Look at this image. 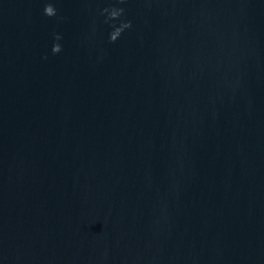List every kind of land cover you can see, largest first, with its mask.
<instances>
[{"label":"water","instance_id":"1","mask_svg":"<svg viewBox=\"0 0 264 264\" xmlns=\"http://www.w3.org/2000/svg\"><path fill=\"white\" fill-rule=\"evenodd\" d=\"M0 264H264V0H0Z\"/></svg>","mask_w":264,"mask_h":264}]
</instances>
